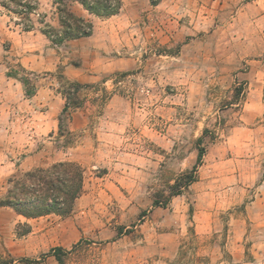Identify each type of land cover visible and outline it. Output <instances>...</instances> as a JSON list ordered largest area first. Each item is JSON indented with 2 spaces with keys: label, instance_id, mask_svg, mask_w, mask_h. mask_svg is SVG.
<instances>
[{
  "label": "rangeland",
  "instance_id": "rangeland-1",
  "mask_svg": "<svg viewBox=\"0 0 264 264\" xmlns=\"http://www.w3.org/2000/svg\"><path fill=\"white\" fill-rule=\"evenodd\" d=\"M4 2L23 27L36 18L45 21L39 7L27 17L17 3ZM49 2L59 18V4ZM178 3L175 10L170 3L163 7V20L177 19L189 33L183 41L163 45V52L181 57L163 59V122L155 120L156 111L150 113L153 128L163 129L167 139L155 147L148 137L153 152L146 156L153 168L140 176L144 186L122 181L118 192L98 206L117 234L83 236L65 247L63 264H264V0ZM115 81L136 100L151 95L152 102L159 101L153 82L142 75L123 73ZM108 96L103 90L101 101ZM202 136L206 153L199 180L167 207H154L155 195L167 193L195 164ZM103 170L85 168L87 191ZM23 173L0 172V195L10 177ZM8 240L17 238L9 234ZM48 251L19 261L44 262ZM10 256L0 262L11 263Z\"/></svg>",
  "mask_w": 264,
  "mask_h": 264
},
{
  "label": "crops",
  "instance_id": "crops-1",
  "mask_svg": "<svg viewBox=\"0 0 264 264\" xmlns=\"http://www.w3.org/2000/svg\"><path fill=\"white\" fill-rule=\"evenodd\" d=\"M3 1L0 0V172L13 175L66 160L77 161L88 169H104L100 180L92 182V188L87 191L84 187L69 216L50 213L27 218L11 207L0 206V260L11 255L13 261L9 264H30L19 260L36 257L55 246H73L86 235L117 234L111 218L100 213L98 206L102 199L118 192L122 181L144 186L139 178L153 168L152 159L146 156L153 152L148 137L155 141V147H163V138L167 139L163 129L153 128L150 114L156 111L155 120L163 122V59L181 57L163 52V45L183 41L189 30L177 19L163 20L165 5L170 3V9L175 10L178 0H122L120 12L105 18L73 3L71 8L77 15L93 22V33L56 44L43 32L44 23L36 18L31 29H24L22 23L12 19ZM53 9V2L39 0L45 22L60 27L58 13ZM23 70L30 73L35 84L32 95L21 80ZM123 73L142 75L153 82L159 101L152 102L151 95L136 100L133 94L121 91L115 78ZM61 76L85 85L80 92L82 106L67 116H62L66 98L59 88ZM146 87H141L145 94L149 90ZM103 90L109 93L105 101H101ZM127 155L134 157H119ZM105 218L110 222L105 223ZM21 223H29L32 231L19 237L17 227ZM197 227L200 229V224ZM9 234L17 238L16 242L9 243ZM3 240L9 244L4 246ZM35 264L59 262L49 256Z\"/></svg>",
  "mask_w": 264,
  "mask_h": 264
},
{
  "label": "trees",
  "instance_id": "trees-1",
  "mask_svg": "<svg viewBox=\"0 0 264 264\" xmlns=\"http://www.w3.org/2000/svg\"><path fill=\"white\" fill-rule=\"evenodd\" d=\"M25 10L27 17L39 7L38 0H11ZM59 10L60 27H55L43 19V32L56 44H62L66 40L89 36L93 33V22L83 16L77 15L72 7L73 3H80L91 14L105 18L118 14L122 7V0H55ZM2 4L9 8L6 2ZM20 12V13H21ZM33 24H24V29L29 30ZM21 80L27 89V93L32 95L35 92V84L29 77V72L23 70ZM62 78V76H61ZM85 87L79 82L66 81L61 79V89L66 98V104L62 116H67L73 109L82 106L80 90ZM74 89V91L72 90ZM63 127L61 117L60 128ZM206 132V131H205ZM204 136L198 138V155L195 164L179 174L174 183L170 184L169 191L164 190L155 195L154 207H167L171 199L181 195L193 183L199 180V168L203 164L206 149L201 146ZM9 185L6 192L0 195V206H7L17 213L27 217L36 218L50 213L61 216H69L75 209L77 199L84 192L85 168L77 161L66 160L53 163L48 167H39L27 171L21 175H14L8 180ZM32 231L29 223L20 224L17 228L19 237L25 236ZM69 250L62 246H55L43 255V258L54 256L60 264L64 263V257ZM24 260V259H23ZM27 263L35 264L38 261L25 258Z\"/></svg>",
  "mask_w": 264,
  "mask_h": 264
},
{
  "label": "built area",
  "instance_id": "built-area-1",
  "mask_svg": "<svg viewBox=\"0 0 264 264\" xmlns=\"http://www.w3.org/2000/svg\"><path fill=\"white\" fill-rule=\"evenodd\" d=\"M74 91V89H72Z\"/></svg>",
  "mask_w": 264,
  "mask_h": 264
}]
</instances>
